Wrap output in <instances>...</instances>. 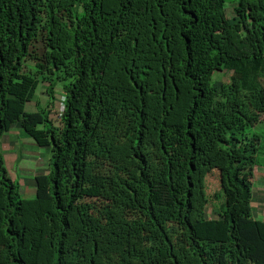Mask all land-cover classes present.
Wrapping results in <instances>:
<instances>
[{
    "label": "trees",
    "instance_id": "obj_1",
    "mask_svg": "<svg viewBox=\"0 0 264 264\" xmlns=\"http://www.w3.org/2000/svg\"><path fill=\"white\" fill-rule=\"evenodd\" d=\"M226 1L0 0V142L51 151L33 199L0 151V264H264V0Z\"/></svg>",
    "mask_w": 264,
    "mask_h": 264
},
{
    "label": "rangeland",
    "instance_id": "obj_2",
    "mask_svg": "<svg viewBox=\"0 0 264 264\" xmlns=\"http://www.w3.org/2000/svg\"><path fill=\"white\" fill-rule=\"evenodd\" d=\"M227 9L231 10L234 6L232 0H227ZM231 14L229 15V17ZM49 80L40 83L36 97L27 103L26 112H36L44 109L47 105V95L44 91L52 86ZM56 93V92H55ZM56 95V94H55ZM58 105V100L56 106ZM56 106H51V117L57 114ZM257 133L261 137V152L259 160L261 167H256L257 176L255 177L254 186V205L253 212L255 217L264 221V124L259 125L250 132ZM0 151L5 158V167L11 177L16 180L19 190L24 199H33L36 194L34 177L38 174L48 173L51 160V151L49 148L38 147L31 138L15 124L12 131L5 134L0 142ZM48 170V171H47ZM256 173V172H255ZM207 218H211L214 214L212 211H206Z\"/></svg>",
    "mask_w": 264,
    "mask_h": 264
},
{
    "label": "clouds",
    "instance_id": "obj_3",
    "mask_svg": "<svg viewBox=\"0 0 264 264\" xmlns=\"http://www.w3.org/2000/svg\"><path fill=\"white\" fill-rule=\"evenodd\" d=\"M61 109H63L62 107H61ZM256 175H255V177L257 176V171H256V173H255Z\"/></svg>",
    "mask_w": 264,
    "mask_h": 264
}]
</instances>
